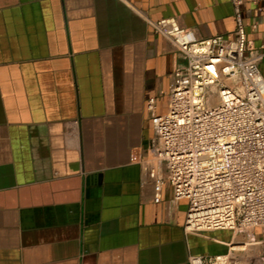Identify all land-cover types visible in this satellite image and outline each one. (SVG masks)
Segmentation results:
<instances>
[{
	"label": "crops",
	"instance_id": "crops-1",
	"mask_svg": "<svg viewBox=\"0 0 264 264\" xmlns=\"http://www.w3.org/2000/svg\"><path fill=\"white\" fill-rule=\"evenodd\" d=\"M241 12L264 47V0ZM168 18L234 29L230 0H0V264H264L257 229L185 235L186 202L143 173L147 101L164 114L184 64L149 25Z\"/></svg>",
	"mask_w": 264,
	"mask_h": 264
},
{
	"label": "built area",
	"instance_id": "built-area-1",
	"mask_svg": "<svg viewBox=\"0 0 264 264\" xmlns=\"http://www.w3.org/2000/svg\"><path fill=\"white\" fill-rule=\"evenodd\" d=\"M234 29L229 36L199 38L174 18L149 22L184 64L174 73L166 112L147 101L152 126L150 159L143 173L166 183L174 201L186 202L183 232L225 230L264 238V77L243 24V0H230ZM252 237V238H251ZM264 243V240H263ZM188 264H243L229 256H189Z\"/></svg>",
	"mask_w": 264,
	"mask_h": 264
},
{
	"label": "bare ground",
	"instance_id": "bare-ground-1",
	"mask_svg": "<svg viewBox=\"0 0 264 264\" xmlns=\"http://www.w3.org/2000/svg\"><path fill=\"white\" fill-rule=\"evenodd\" d=\"M238 247H239V248H238ZM238 247H237L238 249H243V247H242V246H238Z\"/></svg>",
	"mask_w": 264,
	"mask_h": 264
}]
</instances>
